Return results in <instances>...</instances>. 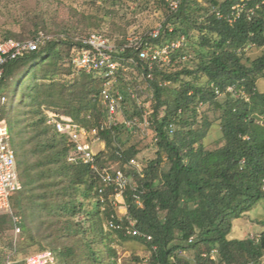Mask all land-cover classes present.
<instances>
[{
    "label": "trees",
    "instance_id": "16d2710c",
    "mask_svg": "<svg viewBox=\"0 0 264 264\" xmlns=\"http://www.w3.org/2000/svg\"><path fill=\"white\" fill-rule=\"evenodd\" d=\"M209 2L205 7L198 0H184L174 14L165 8L173 27L165 31L163 40L185 35L186 42L169 63L154 68L153 79L144 80L146 85L139 90L145 101L153 96L151 130L158 150L143 176L135 173L144 190V206L134 203L132 192L128 203L136 227L151 234V240L106 229L105 223L116 210L110 205L103 208L100 178L89 165L69 161V137L58 131L43 109L52 107L83 127L96 129L106 144L98 155L101 163L115 161L134 172L128 163L141 148L123 137L132 131L122 122L108 123L109 109L101 98L102 77L74 68L68 60L71 47L64 42H50L44 51L8 65L0 89L16 81L17 95L24 83L18 100L2 92L7 100L1 109L22 182L11 196V206L21 217L25 246L52 251L57 264H118L112 245L116 232L146 243L151 264H192L181 254L185 250L195 253V264H262L264 230L255 238H230L229 234L233 220L264 199V92L257 87L264 77V53L255 59L247 54L250 45L264 47V0ZM238 3L254 7L253 16L248 18L242 11L233 22L218 16V12L230 14ZM39 31L83 32L49 28L42 16L34 14L20 31L0 32V40H23ZM98 32L118 42L130 34L114 38ZM140 72V67L130 69L118 85L137 84ZM30 73L32 83L25 80ZM60 74L64 79H57ZM204 105L219 114L222 131L219 144L211 147L205 138L213 120L208 113L201 114ZM141 113L136 100L128 96L121 117ZM165 159L169 166L163 170ZM11 229H15L12 216L0 214V238ZM191 237L194 240L189 242ZM5 244L12 252L4 255L0 246V264H7L9 258L14 264H25V258L18 256L22 248L14 247L13 240ZM213 248L218 250L217 259L202 256Z\"/></svg>",
    "mask_w": 264,
    "mask_h": 264
},
{
    "label": "built area",
    "instance_id": "2783aa9c",
    "mask_svg": "<svg viewBox=\"0 0 264 264\" xmlns=\"http://www.w3.org/2000/svg\"><path fill=\"white\" fill-rule=\"evenodd\" d=\"M183 1L167 0L170 14L176 13ZM242 11H245L246 16L251 18L255 13V8H247L246 3H238L232 6L230 14L225 15L221 12L217 14L233 22ZM167 29L172 30L171 25L165 21L153 29L130 33L121 42L98 31L79 34L64 31H39L33 37L23 40L14 38L0 40V84L6 79L8 65L11 62L31 53L44 51V47L50 42H64L71 47L68 60L74 68L102 77L101 98L109 109L108 123L118 122L117 116L124 113L127 97L130 96L136 100L142 113L129 118L123 117L119 121L131 131H146L152 126L153 109L151 103L143 100L139 95V90L143 88L141 81L153 79L154 68L169 63L172 54L186 42L185 35L176 39L163 40ZM136 67L142 69L138 83H129L124 88L120 87L118 83L123 74ZM229 90L233 91L234 86L229 87ZM217 92L221 94L218 90ZM243 96L248 99L244 92ZM6 100V95L0 91V214H10L16 231L21 232L19 225L21 217L13 211L11 206V196L21 189L22 182L17 170L16 152L12 145L11 133L1 109ZM43 109L58 131L69 137L71 143L69 161L89 165L100 178L101 185L98 191L103 208L110 205L116 210V213H113L105 223L106 229H116L132 237L151 240L152 235L136 227V220L129 213L128 196L130 192H132L134 203L139 208L144 206L141 197L144 190H141V184L135 177V173L140 176L144 173L138 158H131L128 163V169L131 168L134 172L120 167L115 168L111 165L112 162L102 164L98 157L99 153L94 151L90 141V137H94V140H101L96 129L83 127L75 123L70 116L61 114L52 107L44 106ZM173 130L174 124L172 123L170 131ZM155 140L157 141V138ZM193 240L194 238L191 237L189 242ZM202 256L217 259L218 250L213 248L209 252H203ZM189 260L192 264L196 263V259L189 258ZM14 262L9 258L7 264H14ZM55 262L56 257L50 250L28 255L24 259L25 264H54Z\"/></svg>",
    "mask_w": 264,
    "mask_h": 264
},
{
    "label": "rangeland",
    "instance_id": "374dc122",
    "mask_svg": "<svg viewBox=\"0 0 264 264\" xmlns=\"http://www.w3.org/2000/svg\"><path fill=\"white\" fill-rule=\"evenodd\" d=\"M198 1L205 7L210 5L209 0ZM165 8L170 13L167 0H164V3L160 0H0V32L3 33L7 28L20 31L21 25L27 20V17L37 14L47 21L49 28L55 30L69 28L83 31L82 33L97 30L109 33L114 38H120L133 31L157 27L165 21L167 22L168 14H166ZM262 53H264V47L254 45L247 47V54L250 59H255ZM57 79L62 80L64 76L60 74ZM25 80L32 83L34 80L33 74L30 73ZM204 80L205 78H202V81ZM141 83L146 85L143 80ZM23 84L20 85L17 95L16 81L8 86L6 85L7 87H3L0 91L7 93L11 98L16 96L15 98L18 100L23 90ZM257 87L264 92V77L258 80ZM147 101L151 105L154 102L153 98H149ZM200 110L201 114L208 113L213 120L210 131L205 138V144L209 147L215 146L219 144L222 137L220 121L217 119L219 114L209 110L208 105L202 106ZM117 118L122 119L121 115H118ZM123 137L129 140L130 144L139 143L141 152L137 158L140 167L144 170L148 162L157 156L158 148L153 131L147 129L146 131L125 132ZM93 138L90 137L92 147L95 152L100 153L106 148V144L102 140H94ZM110 162H112L113 167H119L117 162L108 161V163ZM168 166V161L165 159L162 163V169H167ZM160 177L161 174L159 180ZM13 211L15 212V210ZM263 221L264 199L260 200L244 216L233 220V229L229 237L240 238L246 236L255 238L264 230ZM112 239V245L118 253L116 257L118 264H151V250L146 243L134 238L125 239L116 232H113ZM10 240H13L14 247L22 248L18 254L20 258L42 252L38 251L36 245L25 246L24 234L17 232L16 229H11L6 231L4 239L0 238V246L3 248L4 255H10L12 252L10 246L5 244L9 243ZM181 254L188 260L189 258L196 259L195 253L191 250H185ZM137 258L140 261H137ZM54 264H57V260ZM262 264H264V259Z\"/></svg>",
    "mask_w": 264,
    "mask_h": 264
}]
</instances>
